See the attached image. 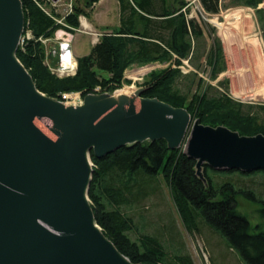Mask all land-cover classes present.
Masks as SVG:
<instances>
[{"label":"trees","instance_id":"obj_1","mask_svg":"<svg viewBox=\"0 0 264 264\" xmlns=\"http://www.w3.org/2000/svg\"><path fill=\"white\" fill-rule=\"evenodd\" d=\"M25 31L31 38L18 46L16 58L31 76L37 90L46 97L62 101L61 95L79 93H113L126 83L125 71L132 65L150 63L167 64V67L150 72L140 85L141 97L157 99L174 108L185 109L192 123L211 128L223 127L240 136H264V105L244 104L232 99L228 86L218 82L217 87L205 84L190 72L179 70L182 60L190 64L198 59L193 42L207 30L194 21H186L180 12L183 0H116L119 23L114 29H104L89 53L76 60L74 76L58 78L45 64L44 40L53 39L56 31L73 34L80 26L79 18L87 19L88 8L100 0H85L83 6L72 5L71 10L59 17L49 0H20ZM209 15L219 13L220 0H200ZM264 0H230L233 6L255 10L258 23L264 30V10L258 9ZM177 6H174V5ZM61 20V21H59ZM210 77L225 71L224 54L218 39L205 56ZM196 70L200 66H195ZM181 80L189 81L186 90L179 87ZM222 89V90H220ZM254 109L258 111L255 113ZM92 176L88 198L97 225L120 254L132 264H193L189 255L179 251L174 260L168 259L163 244L157 236L144 234L123 208L135 205L158 189L159 179L168 189L171 201L184 229L200 233L201 225L221 235L230 248L236 250L245 264H264V231L250 232V225L237 211L236 196L242 187L230 180L216 183L210 175L238 174L251 176L263 171L215 172L208 166L202 168L203 179L196 175V162L183 153V148L170 150L163 140L145 141L125 146L103 158L92 153ZM137 234L135 240L129 236Z\"/></svg>","mask_w":264,"mask_h":264},{"label":"water","instance_id":"obj_2","mask_svg":"<svg viewBox=\"0 0 264 264\" xmlns=\"http://www.w3.org/2000/svg\"><path fill=\"white\" fill-rule=\"evenodd\" d=\"M53 3L59 0H50ZM20 0H0V264H132L97 225L88 189L90 153L163 140L215 172H264V136L191 121L183 108L88 94L80 107L39 92L16 51Z\"/></svg>","mask_w":264,"mask_h":264},{"label":"rangeland","instance_id":"obj_3","mask_svg":"<svg viewBox=\"0 0 264 264\" xmlns=\"http://www.w3.org/2000/svg\"><path fill=\"white\" fill-rule=\"evenodd\" d=\"M84 1L59 0L56 3L50 1L51 5H48L46 10L52 9L59 17H63L69 13L72 5L82 7ZM167 1L173 3V0ZM219 8L217 15L208 14L205 20L199 22L204 30L207 29L204 25L206 24L213 29V33L210 36L206 30L202 37L193 42L198 52V59L193 64L188 62V66L192 69L190 72L197 73L205 84L213 87H217L218 82L226 83L228 94L234 100L244 104L264 105V30L258 23L255 10L244 6H233L230 0H220ZM258 9L264 10V2L258 6ZM85 12L88 15L87 19L79 18L80 26L73 34L56 31L52 41L44 44L45 64L50 71L55 73L60 68V44H69L71 54L76 61L77 57L89 53L104 29L111 30L118 26L119 11L116 0H100L92 9L88 8ZM83 22L86 24V29L82 26ZM23 38L26 39L25 34ZM214 38L221 43L225 71L212 80L210 69L206 67L205 56ZM195 66H200V69L196 70ZM166 67L167 64L158 62L132 65L124 73L126 83L119 89L121 91L103 94L112 96L117 91L119 92L115 95L141 90L140 85L150 72ZM185 70L188 68H184L181 72L183 75L190 73H185ZM189 83L181 80L179 87L186 90ZM257 111L254 109L255 113ZM261 116L264 118L263 114ZM210 175L216 183L230 180L235 187H242L239 189L241 192L236 196L237 211L247 219L252 234L264 231V176L260 173L251 176L212 173ZM157 186L155 193H150L135 205L124 207L123 210L134 220L140 232L159 238L168 252L169 260H174V254L182 251L190 256L193 264H245L236 250L230 248L221 235L209 228L201 225L199 234H189L182 226L168 189L161 179ZM129 236L135 240L137 234L130 233Z\"/></svg>","mask_w":264,"mask_h":264},{"label":"built area","instance_id":"obj_4","mask_svg":"<svg viewBox=\"0 0 264 264\" xmlns=\"http://www.w3.org/2000/svg\"><path fill=\"white\" fill-rule=\"evenodd\" d=\"M50 1V0H49ZM185 5L181 8L180 12L184 15L186 21L194 20L196 22H200L206 19L208 14L204 11L200 0H184ZM71 10V9H70ZM70 12V11H69ZM52 40H44L43 44L50 42ZM97 41V38H96ZM24 39H20L19 46H22ZM59 51V60H60V68L57 72H51V74L57 76L58 78L70 77L74 76L76 72V61L71 54V50L69 48V44H60ZM182 65L179 66V70L183 72L184 68H188L185 70V73L190 72L192 69L188 66V60H182ZM50 70V69H49ZM62 103H65L67 106H80L83 102L81 100V96L79 93H69L61 95Z\"/></svg>","mask_w":264,"mask_h":264},{"label":"bare ground","instance_id":"obj_5","mask_svg":"<svg viewBox=\"0 0 264 264\" xmlns=\"http://www.w3.org/2000/svg\"><path fill=\"white\" fill-rule=\"evenodd\" d=\"M236 19L238 20V16L236 17ZM82 26H83L84 29H86V24L84 22L82 23ZM24 34H25L27 40H29L31 38L30 32L29 31H25V25H24L23 33H22V36H21L20 39H22L24 37ZM23 39L25 40V38H23ZM119 91H121V90H119ZM119 91H117L116 93H118ZM116 93H114L111 96V100L114 103H118V102H120L122 100L129 99L133 95L134 92L133 93H126V92H124L121 95H115ZM82 105H83V102H82V104L80 106H82ZM65 106H67V105H65ZM80 106H74V107H80Z\"/></svg>","mask_w":264,"mask_h":264},{"label":"crops","instance_id":"obj_6","mask_svg":"<svg viewBox=\"0 0 264 264\" xmlns=\"http://www.w3.org/2000/svg\"><path fill=\"white\" fill-rule=\"evenodd\" d=\"M117 5H118V3H117ZM119 11V10H118ZM77 58H79V57H77Z\"/></svg>","mask_w":264,"mask_h":264}]
</instances>
